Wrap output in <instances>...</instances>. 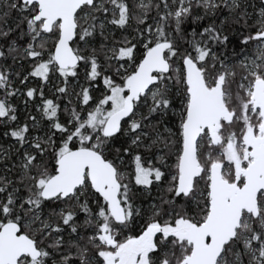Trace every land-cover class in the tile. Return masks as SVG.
<instances>
[{"label":"snow or ice","instance_id":"snow-or-ice-1","mask_svg":"<svg viewBox=\"0 0 264 264\" xmlns=\"http://www.w3.org/2000/svg\"><path fill=\"white\" fill-rule=\"evenodd\" d=\"M0 264H264V0H0Z\"/></svg>","mask_w":264,"mask_h":264}]
</instances>
